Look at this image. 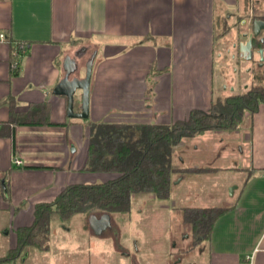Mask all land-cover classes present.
<instances>
[{
	"label": "crops",
	"instance_id": "obj_1",
	"mask_svg": "<svg viewBox=\"0 0 264 264\" xmlns=\"http://www.w3.org/2000/svg\"><path fill=\"white\" fill-rule=\"evenodd\" d=\"M247 7L264 12V0H0V254L16 248L17 229L33 224L37 205L66 186L105 180L84 171L93 123L171 125L208 111L215 28L224 39L229 17ZM68 57L78 68L70 79H85L93 60L86 119L76 116L82 90L75 116L68 96L55 92ZM39 105L48 106L41 124L10 122ZM245 116L249 180L213 225L212 264H264V104ZM178 161L176 149L175 169Z\"/></svg>",
	"mask_w": 264,
	"mask_h": 264
},
{
	"label": "rangeland",
	"instance_id": "obj_2",
	"mask_svg": "<svg viewBox=\"0 0 264 264\" xmlns=\"http://www.w3.org/2000/svg\"><path fill=\"white\" fill-rule=\"evenodd\" d=\"M229 18L231 24L227 28L236 30L238 21L244 17ZM220 28H215L214 75L220 66L224 72L218 82L220 88L213 89L212 104L221 98L225 100L236 81L234 65L217 62V55L224 57L228 48L235 53L232 44L237 42V36L231 33L222 39L218 36ZM208 84L211 85L209 81ZM222 85L227 87L225 91L220 90ZM199 86L206 89L205 85ZM247 118L232 130H210L182 141L176 148L182 161L176 162L179 167L172 176L169 198L134 195L131 211L110 214L113 228L100 237L90 226L95 214L82 212L68 221L55 214L50 222L46 250L32 246L20 252L10 249L0 254V264H212L210 238L195 232L190 216L203 208L222 209L239 203L251 166L250 145L244 133L248 132ZM103 214L106 213H96ZM115 235L119 236L124 250L134 256L135 263L115 247L117 243L112 240Z\"/></svg>",
	"mask_w": 264,
	"mask_h": 264
},
{
	"label": "trees",
	"instance_id": "obj_3",
	"mask_svg": "<svg viewBox=\"0 0 264 264\" xmlns=\"http://www.w3.org/2000/svg\"><path fill=\"white\" fill-rule=\"evenodd\" d=\"M264 104V89L254 96H231L213 104L208 111L194 110L186 119L171 125L140 123H93L88 139L84 171L107 175L104 181L66 186L54 201L36 206L30 227L17 229V251L27 247L46 250L50 222L57 214L63 221L77 214H126L134 195L157 199L170 197L173 157L182 141L210 130H232L246 112L255 113ZM29 116L12 115L16 125L41 124L47 105H39ZM229 208H203L190 216L196 233L210 238L215 221Z\"/></svg>",
	"mask_w": 264,
	"mask_h": 264
},
{
	"label": "flooded vegetation",
	"instance_id": "obj_4",
	"mask_svg": "<svg viewBox=\"0 0 264 264\" xmlns=\"http://www.w3.org/2000/svg\"><path fill=\"white\" fill-rule=\"evenodd\" d=\"M247 8V13L243 16L244 18H241L240 21H238L239 28L236 30L233 28H228L229 32H233L235 33V36H237V42H234L232 44V48H234L236 52L233 53L231 52L232 50L228 48L226 50L227 54L221 58L220 63L222 64V62H226L227 64L228 62V64L232 63L234 65L233 73L236 81L234 83L235 85L232 86V93L227 95L225 98L231 96L252 97L254 95L259 94L264 89V30H262L257 37L253 38L251 57L249 56V54L242 53L240 51V43H246L249 40V35L253 33L254 20L258 19L264 21V15H259L258 13L254 12L253 9H250L249 7ZM261 50L263 51V53H261ZM223 72L224 70L221 69L220 66L219 70H217V75L214 77L215 80L213 81V84L214 87H217L218 89L220 88L218 87V82L220 79H222ZM226 89L227 87L225 85H222V89L220 90L225 91ZM239 89H242L243 91ZM220 100L223 101L222 98ZM112 228L113 223L111 219V227L108 228L103 233V235ZM112 240L114 241V243H117V246L115 245V247L121 251V254L130 256V253L124 250V247L122 246L121 241L119 240V236L117 237L115 235ZM130 258L132 262L135 263L134 256H130Z\"/></svg>",
	"mask_w": 264,
	"mask_h": 264
},
{
	"label": "water",
	"instance_id": "obj_5",
	"mask_svg": "<svg viewBox=\"0 0 264 264\" xmlns=\"http://www.w3.org/2000/svg\"><path fill=\"white\" fill-rule=\"evenodd\" d=\"M264 30V21L263 20H254L253 22V33L249 35V40L245 43H240V51L242 53L249 54L251 57L252 55V41L254 37H257L260 32ZM261 53L263 51L261 50ZM93 60H91L86 68V78L81 80L77 77L70 79L72 75H74L77 71V63L74 59L68 57L65 60L64 67L66 71V76L63 81L60 82V84L57 86L55 92L59 94H66L69 98V115H72L73 111V105H74V97L78 90H82L83 93V102H82V108L83 112L78 116L79 118L86 119L89 116V99H90V82L92 78V66ZM234 192H232L233 194ZM90 226L95 235L102 236L103 233L111 227V215L110 214H103L101 217H98L97 215H92L90 219Z\"/></svg>",
	"mask_w": 264,
	"mask_h": 264
},
{
	"label": "built area",
	"instance_id": "obj_6",
	"mask_svg": "<svg viewBox=\"0 0 264 264\" xmlns=\"http://www.w3.org/2000/svg\"><path fill=\"white\" fill-rule=\"evenodd\" d=\"M6 39V36H5V34H0V41L1 40H5ZM17 68V65H14V69H16ZM14 164L16 165V166H18V167H21V166H23L24 165V162H23V160L22 159H20V158H16V159H14ZM263 177H264V175H263Z\"/></svg>",
	"mask_w": 264,
	"mask_h": 264
}]
</instances>
